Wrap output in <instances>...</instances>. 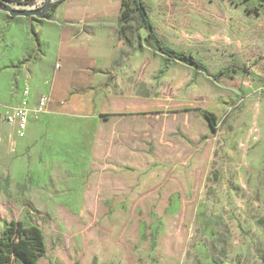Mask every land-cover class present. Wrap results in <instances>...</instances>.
Returning a JSON list of instances; mask_svg holds the SVG:
<instances>
[{
    "label": "rangeland",
    "instance_id": "rangeland-1",
    "mask_svg": "<svg viewBox=\"0 0 264 264\" xmlns=\"http://www.w3.org/2000/svg\"><path fill=\"white\" fill-rule=\"evenodd\" d=\"M144 1L170 47L252 75L164 56L129 8L98 117L34 113L25 140L0 121V239L39 228L35 264H264V0ZM25 28L0 11L3 105L42 82Z\"/></svg>",
    "mask_w": 264,
    "mask_h": 264
},
{
    "label": "crops",
    "instance_id": "crops-1",
    "mask_svg": "<svg viewBox=\"0 0 264 264\" xmlns=\"http://www.w3.org/2000/svg\"><path fill=\"white\" fill-rule=\"evenodd\" d=\"M53 5L55 9L47 13L50 19L16 17L30 27L41 56L31 64V79L42 81L33 85L31 96L35 100L49 96L46 118L98 117L108 107L98 87L110 79L120 39L122 44L130 42L129 20L124 21L123 14L134 8L133 0H54ZM30 32L25 28L20 35L28 39ZM37 100L30 98L31 105Z\"/></svg>",
    "mask_w": 264,
    "mask_h": 264
},
{
    "label": "trees",
    "instance_id": "trees-1",
    "mask_svg": "<svg viewBox=\"0 0 264 264\" xmlns=\"http://www.w3.org/2000/svg\"><path fill=\"white\" fill-rule=\"evenodd\" d=\"M9 2L28 3L34 5L36 0H5ZM134 9L139 13L141 24L148 35V40L152 42L159 52L164 56L180 62L182 64L192 66L201 71L205 76L211 78L215 82L221 77L231 73H244L252 75L251 66L245 64H234L221 68L216 74H212L208 67L192 54L180 52L170 47L161 36H159L156 26L152 21L150 9L144 0H133ZM52 5V10L55 9ZM129 10L123 14V20H129ZM45 19H50L47 14ZM264 83V78H258ZM209 119V118H208ZM211 122H213L212 119ZM44 253V238L41 230L37 227L26 228L20 222H12L6 228L3 237L0 239V264H35L37 258ZM20 258L24 263H19Z\"/></svg>",
    "mask_w": 264,
    "mask_h": 264
},
{
    "label": "built area",
    "instance_id": "built-area-1",
    "mask_svg": "<svg viewBox=\"0 0 264 264\" xmlns=\"http://www.w3.org/2000/svg\"><path fill=\"white\" fill-rule=\"evenodd\" d=\"M30 98L31 87L25 84L21 100L17 104L3 105L0 103V121H3L15 131L17 140L26 138L34 113H44L49 103V96L46 94L41 95L34 106L31 105Z\"/></svg>",
    "mask_w": 264,
    "mask_h": 264
},
{
    "label": "water",
    "instance_id": "water-1",
    "mask_svg": "<svg viewBox=\"0 0 264 264\" xmlns=\"http://www.w3.org/2000/svg\"><path fill=\"white\" fill-rule=\"evenodd\" d=\"M54 0H45L44 5L38 6L35 2L34 5L28 7H12L9 1L0 0V11L7 13L13 18H44L47 13L51 10Z\"/></svg>",
    "mask_w": 264,
    "mask_h": 264
}]
</instances>
